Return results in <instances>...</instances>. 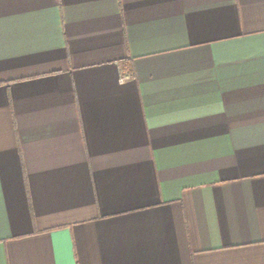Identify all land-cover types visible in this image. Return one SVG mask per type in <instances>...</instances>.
<instances>
[{
	"label": "crops",
	"instance_id": "0c3cea01",
	"mask_svg": "<svg viewBox=\"0 0 264 264\" xmlns=\"http://www.w3.org/2000/svg\"><path fill=\"white\" fill-rule=\"evenodd\" d=\"M0 264H264V0H0Z\"/></svg>",
	"mask_w": 264,
	"mask_h": 264
}]
</instances>
